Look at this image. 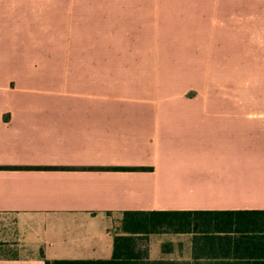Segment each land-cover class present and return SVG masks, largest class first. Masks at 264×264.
Wrapping results in <instances>:
<instances>
[{
	"label": "crops",
	"instance_id": "crops-1",
	"mask_svg": "<svg viewBox=\"0 0 264 264\" xmlns=\"http://www.w3.org/2000/svg\"><path fill=\"white\" fill-rule=\"evenodd\" d=\"M125 211L215 212L150 260H264V0H0V264L111 259Z\"/></svg>",
	"mask_w": 264,
	"mask_h": 264
},
{
	"label": "trees",
	"instance_id": "trees-1",
	"mask_svg": "<svg viewBox=\"0 0 264 264\" xmlns=\"http://www.w3.org/2000/svg\"><path fill=\"white\" fill-rule=\"evenodd\" d=\"M126 171L146 170V167L111 168ZM215 212L185 211H125L122 214L120 227L114 235V253L108 260H47L44 264H188L187 262L158 260L148 257V236L164 232H186L194 224L191 216L195 214H212ZM233 214H256L264 211L233 212ZM195 225V224H194ZM119 231V232H118ZM264 249V242H260ZM201 264V263H192ZM245 264H264L263 261Z\"/></svg>",
	"mask_w": 264,
	"mask_h": 264
},
{
	"label": "rangeland",
	"instance_id": "rangeland-1",
	"mask_svg": "<svg viewBox=\"0 0 264 264\" xmlns=\"http://www.w3.org/2000/svg\"><path fill=\"white\" fill-rule=\"evenodd\" d=\"M14 251H11L10 249L0 247V255H12Z\"/></svg>",
	"mask_w": 264,
	"mask_h": 264
}]
</instances>
